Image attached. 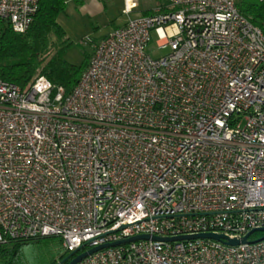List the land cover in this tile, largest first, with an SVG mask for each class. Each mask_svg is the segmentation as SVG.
<instances>
[{"label":"built area","instance_id":"2783aa9c","mask_svg":"<svg viewBox=\"0 0 264 264\" xmlns=\"http://www.w3.org/2000/svg\"><path fill=\"white\" fill-rule=\"evenodd\" d=\"M162 1L96 41L69 94L0 79V244L148 235L77 264H264V32L236 0ZM38 3L0 0V20L25 32Z\"/></svg>","mask_w":264,"mask_h":264},{"label":"trees","instance_id":"16d2710c","mask_svg":"<svg viewBox=\"0 0 264 264\" xmlns=\"http://www.w3.org/2000/svg\"><path fill=\"white\" fill-rule=\"evenodd\" d=\"M75 1L82 3V0ZM66 4L67 0H39L30 26L22 33L13 31L8 22L0 20V79L27 89L36 77L44 76L62 86L65 94L72 91L88 66L91 52L85 53L79 64L65 60L70 42L66 41L57 18L65 11ZM236 6L241 15L264 32V0H236ZM150 13L151 9L143 11L144 15ZM51 36L56 42H52ZM46 237L52 236L0 244V264H22L23 247ZM66 255L64 252L58 262Z\"/></svg>","mask_w":264,"mask_h":264},{"label":"rangeland","instance_id":"374dc122","mask_svg":"<svg viewBox=\"0 0 264 264\" xmlns=\"http://www.w3.org/2000/svg\"><path fill=\"white\" fill-rule=\"evenodd\" d=\"M160 3L163 1L137 0L132 11L125 14L124 0H88L85 4L87 8L83 7V3L67 0L65 11L57 18L64 30L66 41L70 42L64 55L65 60L79 64L84 54L91 52L93 44L99 37L123 24L129 17L142 15L143 11ZM50 39L56 42L53 36ZM158 42L157 36L151 32L146 52L154 58L169 52V48H158ZM64 252L65 249L57 236L30 241L22 249V264H52L54 261L58 262Z\"/></svg>","mask_w":264,"mask_h":264},{"label":"water","instance_id":"95a60500","mask_svg":"<svg viewBox=\"0 0 264 264\" xmlns=\"http://www.w3.org/2000/svg\"><path fill=\"white\" fill-rule=\"evenodd\" d=\"M256 230H253L249 232L247 235L243 236L241 239L237 238H229L228 236L224 234H216V233H200V234H194V235H183V236H176V237H157V236H151L154 240H163V241H174V240H181V239H193V238H207V239H213L216 241H222L225 244L228 245H238L240 243H246L247 237ZM259 231H264V229H259ZM150 237L148 235H137L131 238L124 239L122 241L107 243L103 245H99L96 247H92L86 251H83L81 253H78L79 249H76L72 252H69L60 262L57 264H62L65 261H68L67 264H77L81 259L86 257L89 254H92L96 251H99L103 248L115 246L121 243L129 242L132 240L137 239H149ZM264 239V235H262L260 238L256 239L255 241Z\"/></svg>","mask_w":264,"mask_h":264},{"label":"crops","instance_id":"0c3cea01","mask_svg":"<svg viewBox=\"0 0 264 264\" xmlns=\"http://www.w3.org/2000/svg\"><path fill=\"white\" fill-rule=\"evenodd\" d=\"M87 1H88V0H82L83 7H86V8H87V6H85V4H86ZM88 10H90V9H88ZM121 25H122V24H121ZM119 26H120V25H119ZM116 27H118V26H116ZM116 27H114V28H116ZM114 28H113V29H114ZM109 32H110V31H109ZM107 33H108V32H107ZM107 33H105V34H103L101 37H99L98 40L101 39V38H103Z\"/></svg>","mask_w":264,"mask_h":264},{"label":"flooded vegetation","instance_id":"af4514ba","mask_svg":"<svg viewBox=\"0 0 264 264\" xmlns=\"http://www.w3.org/2000/svg\"><path fill=\"white\" fill-rule=\"evenodd\" d=\"M68 254V253H67ZM65 262H68V261H65ZM62 264H64V262L62 263ZM67 264V263H66Z\"/></svg>","mask_w":264,"mask_h":264}]
</instances>
